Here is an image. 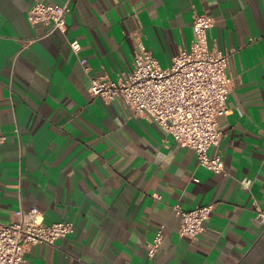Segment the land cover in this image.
<instances>
[{
    "label": "crops",
    "instance_id": "crops-1",
    "mask_svg": "<svg viewBox=\"0 0 264 264\" xmlns=\"http://www.w3.org/2000/svg\"><path fill=\"white\" fill-rule=\"evenodd\" d=\"M34 1L0 0V222L36 207L73 231L29 245L21 264H264L253 218L264 210V0H69L65 32L45 35L26 18ZM193 13L212 16L209 44L229 50V112L208 148L225 174L121 100L88 92L90 77L131 68L137 41L169 65L194 38ZM207 203L204 230L180 236L173 205Z\"/></svg>",
    "mask_w": 264,
    "mask_h": 264
},
{
    "label": "built area",
    "instance_id": "built-area-1",
    "mask_svg": "<svg viewBox=\"0 0 264 264\" xmlns=\"http://www.w3.org/2000/svg\"><path fill=\"white\" fill-rule=\"evenodd\" d=\"M68 10L69 0L61 5L35 0L26 18L30 23L46 25L44 35L54 30L64 33ZM213 21L209 14L193 13L194 38L189 48H181L167 66L160 65L146 46L137 41L131 68L114 79L90 77L88 92L103 100H121L133 114L158 123L177 145L191 148L199 166L225 174L220 152L208 153V148L220 140L217 117L229 112L226 100L231 86L227 74L229 50L216 44L211 46L207 38ZM69 45L74 52L79 50L77 39L69 40ZM80 63L88 69L85 58H80ZM241 183L248 186L250 180ZM172 209L179 217L178 234L195 239L204 230L203 221L209 217L213 203L191 209L174 204ZM253 218L264 225V210L256 208ZM72 231L70 220L44 222L36 207L18 210L8 222H0V264H21L29 245L54 244ZM161 240L159 227L146 244L148 258L154 256Z\"/></svg>",
    "mask_w": 264,
    "mask_h": 264
}]
</instances>
